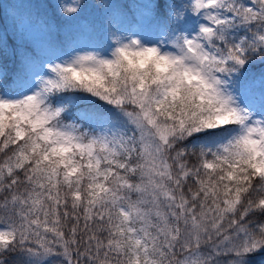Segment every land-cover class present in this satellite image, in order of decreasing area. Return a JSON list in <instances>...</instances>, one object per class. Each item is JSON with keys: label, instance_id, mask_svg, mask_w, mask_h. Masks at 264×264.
I'll list each match as a JSON object with an SVG mask.
<instances>
[{"label": "snow or ice", "instance_id": "obj_1", "mask_svg": "<svg viewBox=\"0 0 264 264\" xmlns=\"http://www.w3.org/2000/svg\"><path fill=\"white\" fill-rule=\"evenodd\" d=\"M4 3L0 264H264V0Z\"/></svg>", "mask_w": 264, "mask_h": 264}, {"label": "rangeland", "instance_id": "obj_2", "mask_svg": "<svg viewBox=\"0 0 264 264\" xmlns=\"http://www.w3.org/2000/svg\"><path fill=\"white\" fill-rule=\"evenodd\" d=\"M32 5H34L33 0H11L10 4L4 8L14 10L18 15H27ZM8 22L11 23L10 20Z\"/></svg>", "mask_w": 264, "mask_h": 264}, {"label": "trees", "instance_id": "obj_3", "mask_svg": "<svg viewBox=\"0 0 264 264\" xmlns=\"http://www.w3.org/2000/svg\"><path fill=\"white\" fill-rule=\"evenodd\" d=\"M4 2H5V3H4L3 6L6 7V6H8V5L10 4L11 0H4ZM34 8H35V4L32 5L31 10H28V13L31 12V11H33Z\"/></svg>", "mask_w": 264, "mask_h": 264}]
</instances>
